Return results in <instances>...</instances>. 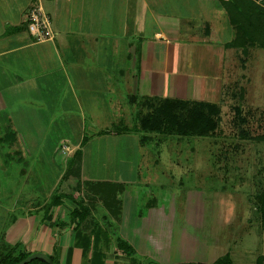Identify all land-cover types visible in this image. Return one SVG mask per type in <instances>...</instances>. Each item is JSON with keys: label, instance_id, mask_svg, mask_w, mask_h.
Instances as JSON below:
<instances>
[{"label": "crops", "instance_id": "0c3cea01", "mask_svg": "<svg viewBox=\"0 0 264 264\" xmlns=\"http://www.w3.org/2000/svg\"><path fill=\"white\" fill-rule=\"evenodd\" d=\"M31 2L0 0V173L19 160L23 176L32 175L34 167L41 175L20 180L24 187L31 182L32 188L24 190L64 196L49 211L47 197L14 198L3 225L0 220V245L46 254L57 264H129L116 247L117 236L129 243L135 257L150 259V264H212L228 254L203 250L183 259L167 257L165 243L172 238L177 210L170 195L139 206V194L130 186L142 169L135 160L112 179L107 170L98 179L81 174L85 127L119 128L95 132L97 141L125 136L141 145L143 133L125 130L138 126L137 118L131 124L127 119L139 111L138 103L176 100L224 107L232 78L229 58L235 50L226 47L233 29L220 0H43L54 32L52 40L43 42L33 41L25 26ZM113 110L118 113L112 115ZM170 136L176 135L147 144ZM64 146L68 155L61 153ZM77 150L75 187L63 178L64 161ZM161 155L153 154V165ZM176 160L168 157L169 165H183ZM86 182L121 184L115 208L82 202L87 209L83 219L72 218L78 207L75 195ZM154 182L165 188L159 177L145 172L143 186ZM70 195L72 199L66 197Z\"/></svg>", "mask_w": 264, "mask_h": 264}, {"label": "rangeland", "instance_id": "374dc122", "mask_svg": "<svg viewBox=\"0 0 264 264\" xmlns=\"http://www.w3.org/2000/svg\"><path fill=\"white\" fill-rule=\"evenodd\" d=\"M254 1L264 6L263 0ZM232 49L235 50L229 58L232 78L226 91L225 105L216 116L211 117L219 123L209 136H170L165 142L147 144L161 136L145 132L138 121V126L130 128L135 130L137 127L143 133L142 143L137 145L135 137H114L109 142L94 139L95 132L119 128H83L82 133L87 139L83 145L81 164L84 178H102L107 170L108 178L112 179L116 171H122L127 162L133 164L135 160L142 169L130 186L139 194V206L151 198L163 201L171 196V203L177 210L176 222L171 226L172 238L165 243L167 257L171 260L183 259L198 254V251L217 250L218 256L227 252L233 264H264V205L261 201V194L264 193V50L255 46H248L245 51ZM150 105L146 102L136 105L140 116L148 113V108L150 111L155 109ZM143 106H147L145 112ZM134 112L127 117L129 124L137 117L133 116ZM117 113L114 110L111 112L112 115ZM159 117L161 120V115ZM70 130L69 135L73 137L76 129L73 127ZM157 151L162 155L159 163L153 165V154ZM178 153L180 158H177ZM168 157H176V161L183 165L170 166ZM18 161L16 167L8 164L0 173V184L5 185L0 191L2 225L7 219L4 215L9 210V203L14 198L18 202L29 197L39 201L44 197L51 200L54 194L60 195L55 192L45 196L44 190H24L32 188L31 182L23 186L25 178L41 179V175L34 167L33 170L30 168L32 175L23 176L25 169ZM77 161L74 154L64 161L66 174L63 181L75 187L79 183L76 179ZM147 171L159 177L165 188H159L155 182L144 187L142 182ZM14 182H18L15 187L9 186ZM90 185L84 186L82 193L78 190L76 204L85 202L91 207V204L98 203V207L109 211L106 202H110L115 208L114 187ZM66 197L73 198L71 195ZM0 250L6 249L0 245ZM136 257L150 264V259L138 254ZM153 262L159 264L156 260Z\"/></svg>", "mask_w": 264, "mask_h": 264}, {"label": "trees", "instance_id": "16d2710c", "mask_svg": "<svg viewBox=\"0 0 264 264\" xmlns=\"http://www.w3.org/2000/svg\"><path fill=\"white\" fill-rule=\"evenodd\" d=\"M220 2L225 10L228 22L233 29V38L230 42L226 43V47L241 48L245 51L246 47L255 46L264 50V6L258 5L254 0H220ZM146 103L151 104L150 106H153L155 109L150 111V108H148L149 114L146 113L143 116H140V111H138L136 118H138L139 124H141L144 131L148 133H155L160 136L176 135L180 137H207L219 123L217 119L211 118L219 113V109L216 106L176 100H162L155 102L146 101ZM143 107V112H145V107L147 106ZM160 115L162 118L161 120L159 117ZM125 130L131 131L130 128ZM135 131H139V129L136 127ZM85 141L86 138L83 137L82 145L85 144ZM80 155L81 152L79 150L74 152V156L76 157V160H78V170ZM85 184V186H88L89 183L86 182ZM94 185H99L100 187H114V204L117 205L118 194L124 188L121 184ZM261 196L262 205H264V193H262ZM62 197L61 194H54L50 202L47 204L46 210L49 211L51 208L58 206L61 203ZM106 203H108L109 209H112L114 206L110 202ZM85 212H87V209L78 205V207H75L72 210L70 216L72 218L81 219ZM84 241H87L85 236ZM115 243L117 249L128 257L129 264H139L138 259L135 257L134 249L128 242L117 236L115 238ZM29 255V252L21 250L19 245H16L10 250H0V264H17ZM48 257L54 264H57L52 256ZM27 264L46 263L40 260H32ZM212 264H232V260L228 254H225L215 260Z\"/></svg>", "mask_w": 264, "mask_h": 264}, {"label": "built area", "instance_id": "2783aa9c", "mask_svg": "<svg viewBox=\"0 0 264 264\" xmlns=\"http://www.w3.org/2000/svg\"><path fill=\"white\" fill-rule=\"evenodd\" d=\"M43 0H32L25 15V26L35 42L50 41L54 37L49 16L44 12ZM61 153L68 155L70 150L64 146Z\"/></svg>", "mask_w": 264, "mask_h": 264}, {"label": "water", "instance_id": "95a60500", "mask_svg": "<svg viewBox=\"0 0 264 264\" xmlns=\"http://www.w3.org/2000/svg\"><path fill=\"white\" fill-rule=\"evenodd\" d=\"M32 260H40L46 264H54L53 261L46 254L39 252L31 253L29 256H27L25 259L21 260L17 264H27Z\"/></svg>", "mask_w": 264, "mask_h": 264}]
</instances>
